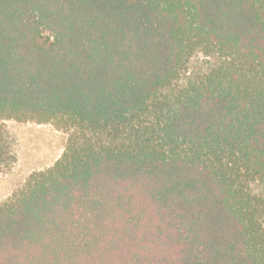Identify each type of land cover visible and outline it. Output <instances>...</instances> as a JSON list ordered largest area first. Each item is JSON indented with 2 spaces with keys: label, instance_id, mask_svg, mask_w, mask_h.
Instances as JSON below:
<instances>
[{
  "label": "trees",
  "instance_id": "1",
  "mask_svg": "<svg viewBox=\"0 0 264 264\" xmlns=\"http://www.w3.org/2000/svg\"><path fill=\"white\" fill-rule=\"evenodd\" d=\"M8 120L67 141L0 264H264V0H0Z\"/></svg>",
  "mask_w": 264,
  "mask_h": 264
},
{
  "label": "rangeland",
  "instance_id": "2",
  "mask_svg": "<svg viewBox=\"0 0 264 264\" xmlns=\"http://www.w3.org/2000/svg\"><path fill=\"white\" fill-rule=\"evenodd\" d=\"M199 61L193 59V66ZM3 123L14 158L0 170V204L20 189L31 174L52 167L63 153L67 141V134L49 123L14 120Z\"/></svg>",
  "mask_w": 264,
  "mask_h": 264
}]
</instances>
